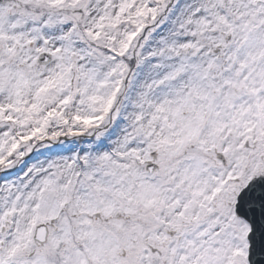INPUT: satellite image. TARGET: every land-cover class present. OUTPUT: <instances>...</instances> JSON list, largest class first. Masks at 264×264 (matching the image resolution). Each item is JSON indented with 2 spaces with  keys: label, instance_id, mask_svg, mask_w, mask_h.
Here are the masks:
<instances>
[{
  "label": "snow or ice",
  "instance_id": "snow-or-ice-1",
  "mask_svg": "<svg viewBox=\"0 0 264 264\" xmlns=\"http://www.w3.org/2000/svg\"><path fill=\"white\" fill-rule=\"evenodd\" d=\"M0 264H264V0H0Z\"/></svg>",
  "mask_w": 264,
  "mask_h": 264
}]
</instances>
